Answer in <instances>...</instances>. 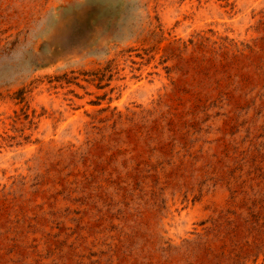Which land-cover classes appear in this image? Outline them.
Masks as SVG:
<instances>
[{
	"label": "rangeland",
	"instance_id": "374dc122",
	"mask_svg": "<svg viewBox=\"0 0 264 264\" xmlns=\"http://www.w3.org/2000/svg\"><path fill=\"white\" fill-rule=\"evenodd\" d=\"M0 264H264V0H0Z\"/></svg>",
	"mask_w": 264,
	"mask_h": 264
}]
</instances>
